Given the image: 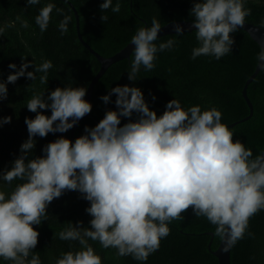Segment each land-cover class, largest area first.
<instances>
[{
    "label": "clouds",
    "instance_id": "obj_1",
    "mask_svg": "<svg viewBox=\"0 0 264 264\" xmlns=\"http://www.w3.org/2000/svg\"><path fill=\"white\" fill-rule=\"evenodd\" d=\"M247 0H192L189 15L196 44L190 59L208 56L219 60L230 53L235 33L250 14ZM41 5V0H25L24 7ZM104 10L120 12L121 0H102ZM55 9L62 18L56 23L60 35L68 32L71 13H65L55 0H46L34 16V23L45 32ZM19 19V17H17ZM261 25L264 26V20ZM11 23L0 26V34ZM28 27L27 21H21ZM161 21L153 16L150 25L140 24L130 37L132 45L127 80H138L141 70L156 67L157 53L178 46L185 31L173 22L175 34L158 38ZM19 65L9 62L6 78L0 79V100L8 96L7 84L25 77L40 83L48 81L52 61L39 65L20 57ZM31 65V70L29 67ZM256 66L264 72V43L256 53ZM171 69H169L170 71ZM34 92L26 108L35 113L25 117L27 138L19 154L0 168V260L11 264H42L37 251L39 231L33 225L47 220V209L54 198L74 190L88 201L84 211L90 216L67 221L55 235L75 241L61 251L54 264H102L101 255L90 241L103 249H114L116 257L131 256L146 261L171 231L173 220H183L186 210L215 225L213 234L222 242V251L231 249L248 229L249 218L264 210V148L255 155L245 142L234 137L214 104L182 105L173 97L161 114L150 108L140 87L117 84L100 99L112 102L94 126H84L74 140L60 135L45 144L41 155H34L35 137L64 133L92 107L85 99L86 86L67 83L52 90ZM112 94L115 100L110 101ZM152 95V100H155ZM44 109H50V115ZM135 114V115H134ZM129 118L121 124V118ZM134 117V118H133ZM11 117H0V125ZM13 181H17L13 184ZM11 190L5 191L4 186ZM252 236V232L247 233Z\"/></svg>",
    "mask_w": 264,
    "mask_h": 264
},
{
    "label": "trees",
    "instance_id": "obj_2",
    "mask_svg": "<svg viewBox=\"0 0 264 264\" xmlns=\"http://www.w3.org/2000/svg\"><path fill=\"white\" fill-rule=\"evenodd\" d=\"M70 1L79 12L84 39L104 56H111L126 46L135 29L142 23L150 25L153 16L162 25L177 20H192L189 15L192 0H121L120 12L104 10L108 16L106 21L100 19L102 11L99 4L102 0ZM44 2L46 0H41V5ZM55 3L72 16L69 30L63 36L56 27L62 16L55 9L51 13L47 30L41 33L34 23V16L41 5L25 8V0H0V26L12 25L0 34V79L14 71L8 69L7 65L9 62L19 65L21 56L32 60L33 65H39L43 59L51 60L53 65L48 70L46 83H40V73H36L37 79L34 81L20 77L15 83L7 84L8 96L0 100V117L8 115L11 120L0 125V168L10 166L9 162L19 154V145L27 138L24 119L26 116L34 117L35 113L26 108V102L34 92L46 90L47 94V90L73 83L74 86H86L87 93L91 79L101 67L98 58L78 37L72 7L64 0H55ZM245 6L251 10L245 21L262 26L260 22L264 20V0H247ZM21 21H27L28 27H22ZM193 31H184L178 36L179 44L173 50L158 52L156 67L148 72L141 70L139 79L134 82L127 80L130 57L112 63L96 82L90 102V116L83 118L77 125L73 140L83 133L85 125L91 127L98 123L106 109H115L114 103L105 104L100 96L107 94L108 88L117 84L127 83L140 87L150 108L155 109L158 115L164 110L165 103L173 97L178 98L184 106L200 104L204 108L216 105L222 112V121L227 125L248 115L250 110L242 89L255 70L259 43L246 30L239 28L235 33H230L234 36L230 53L219 60L203 55L193 60L189 58L191 48L196 44ZM173 34L158 38L166 40ZM247 91L254 106L252 116L228 127L234 132L233 139H241L255 155L258 148H264V72H258ZM152 95H155V100H152ZM114 100L115 94H112L110 101ZM42 111L50 115V109ZM127 119L122 117L121 124ZM71 130L35 137L34 155H41L42 147L57 136L63 135L71 140ZM16 182L13 181V184ZM4 184L0 181V185ZM4 190L10 191L11 186L5 185ZM87 205L88 201L74 190H67L50 202L47 220L40 225H33L39 231L34 251L38 252L42 264H54L59 253L69 249L70 243L78 247L77 242L60 240L55 233L69 220H81L86 225L90 219L84 211ZM182 215L183 220H173L169 224V234L161 239L160 247L143 262L134 260L130 255L116 257L114 249H103L98 242L90 243L101 255L102 264H219L213 250L218 247L220 240L210 233L215 225L203 217H196L190 209ZM248 232L253 235L249 236ZM230 257L231 264H264V210L249 218L248 229L244 237L231 248ZM0 264L11 262L0 260Z\"/></svg>",
    "mask_w": 264,
    "mask_h": 264
},
{
    "label": "water",
    "instance_id": "obj_3",
    "mask_svg": "<svg viewBox=\"0 0 264 264\" xmlns=\"http://www.w3.org/2000/svg\"><path fill=\"white\" fill-rule=\"evenodd\" d=\"M66 2L69 3V5L72 7L73 11H74V15H75V20H76V29H77V34L78 37L80 39V41L98 58V60L101 63V67L99 69V71L95 74V76L91 79L88 88H87V93H86V97L85 99L89 100V102H91V97H92V92L94 89V86L96 84V82L99 80V78L103 75V73L106 71V69L114 62L123 59V58H129L131 55V48L132 45L131 44H127L126 46H124L121 50H119L118 52H116L115 54L111 55V56H104L101 53H99L98 51H96L83 37L82 33H81V28H80V16H79V12L77 10V8L75 7V5L72 3V1L70 0H64ZM191 21L192 20H177V21H173L175 23H179L182 25V27L185 29V31H192L194 30L191 27ZM173 22L167 23L165 25H162V28L160 30V32H158V36L161 35H165V34H169V33H174L173 29H172V24ZM241 29L246 30L250 36L256 40L259 45H261L262 43H264V27L259 26L255 23L252 22H247L245 21V24L243 27H241ZM260 70L257 68V66L255 67V70L253 71V73L248 77V79L245 81L244 83V87L242 89V95L249 107V114L244 116L243 118H240L232 123H230L228 126H233L239 122L245 121L248 118H250L253 114V110H254V106H253V102L251 101L249 95H248V86L249 84L253 81V79L256 77V75L258 74ZM90 116V113L85 114L78 122L77 124L73 125L72 130H71V140H73L74 137V131L75 128L77 127V125L82 121L83 118ZM211 235H213V232H210ZM223 245L222 242L220 241L218 247L213 250V253L218 257L219 259V264H231V257H230V253H231V249L227 250V251H222Z\"/></svg>",
    "mask_w": 264,
    "mask_h": 264
}]
</instances>
